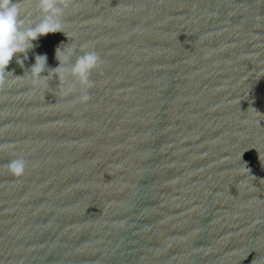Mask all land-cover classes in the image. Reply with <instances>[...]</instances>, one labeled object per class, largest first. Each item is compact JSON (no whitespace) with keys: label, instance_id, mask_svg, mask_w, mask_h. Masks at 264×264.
Returning <instances> with one entry per match:
<instances>
[{"label":"water","instance_id":"water-1","mask_svg":"<svg viewBox=\"0 0 264 264\" xmlns=\"http://www.w3.org/2000/svg\"><path fill=\"white\" fill-rule=\"evenodd\" d=\"M62 22L5 69L0 264H264V0H72ZM72 46L102 60L86 103L53 75Z\"/></svg>","mask_w":264,"mask_h":264},{"label":"clouds","instance_id":"clouds-1","mask_svg":"<svg viewBox=\"0 0 264 264\" xmlns=\"http://www.w3.org/2000/svg\"><path fill=\"white\" fill-rule=\"evenodd\" d=\"M71 2L72 0H35L40 17L33 22L30 18H26L21 0H0V89L5 84L6 74L10 73L5 69L14 54H24V58L27 59V52L34 47L33 41H36L38 37L49 33H64L62 16ZM75 51L74 46L66 49L56 48L55 56L59 63L54 68L56 71L53 75L62 85V95H69L76 90L73 84L68 83L71 78L80 86L79 101L86 103L91 99L88 89L94 85L90 78L91 73L100 66L102 60L96 51H84V46H81L82 55H76L75 60L69 63ZM18 62L23 64L22 60ZM46 64V54L35 56V63L30 67L34 86L47 88V80L44 75H41L45 69H48ZM26 164L23 158L11 160L6 166L7 171L14 177H20L25 172Z\"/></svg>","mask_w":264,"mask_h":264}]
</instances>
